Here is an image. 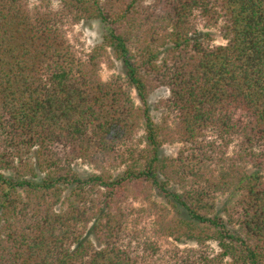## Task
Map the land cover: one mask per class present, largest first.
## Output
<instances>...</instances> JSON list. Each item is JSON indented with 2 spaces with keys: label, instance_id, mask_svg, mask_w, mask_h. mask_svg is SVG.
I'll use <instances>...</instances> for the list:
<instances>
[{
  "label": "trees",
  "instance_id": "16d2710c",
  "mask_svg": "<svg viewBox=\"0 0 264 264\" xmlns=\"http://www.w3.org/2000/svg\"><path fill=\"white\" fill-rule=\"evenodd\" d=\"M39 7L0 0V264H150L124 241L138 199L157 235L204 247L172 264H264V0ZM68 18L102 22V44L78 56ZM200 21L220 22L226 42L211 45ZM112 59L123 75L103 80ZM159 87L168 113L156 122ZM166 142L181 144L174 157ZM77 159L98 171L80 175Z\"/></svg>",
  "mask_w": 264,
  "mask_h": 264
},
{
  "label": "rangeland",
  "instance_id": "374dc122",
  "mask_svg": "<svg viewBox=\"0 0 264 264\" xmlns=\"http://www.w3.org/2000/svg\"><path fill=\"white\" fill-rule=\"evenodd\" d=\"M31 10L43 5V9H58L60 6V0H26ZM40 8V7H39ZM42 9V8H40ZM42 9V10H43ZM221 23H210L206 24L200 21L197 24V29L201 34L207 33L209 37V43L211 45L224 44L226 41L220 32ZM62 31L65 34L67 41L70 46L76 52L78 56L84 57L87 55L95 46L102 44L103 36L106 33V26L97 19L80 20L78 22L71 18L63 19ZM112 63L104 62L100 69V76L103 80L111 79L114 76H122V67L119 61L113 60ZM168 89L166 87H159L154 90L149 98L148 103L150 106V113L156 122H160L161 118L168 113V110L160 104V100L168 96ZM131 95L136 103H139L137 95L132 90ZM171 120H169L170 122ZM173 127V123L170 122ZM144 131L142 128L136 134L135 140H142L139 144L143 147L145 144L143 138ZM214 140L213 136H210ZM1 139V136H0ZM237 142L234 141L229 145L226 150L228 157L232 156L236 150ZM181 144L178 142H166L161 148V154L174 157L180 148ZM72 166L76 172L80 175H86L91 172H97L98 170L90 164H87L79 159L72 162ZM124 169V165L112 170L114 174H117ZM7 174H12L8 171ZM227 197V194L219 195L217 199L218 208L220 209L223 201ZM152 199L158 203H163L164 200L152 191ZM130 203L133 207L143 208L138 213L134 212L129 217V222L125 227L124 241L130 242L131 245L137 249L142 255H147V260L150 264H172L174 259L178 256L184 255L186 250H204V247L197 245L193 241H188L185 238L176 239L174 237L159 236L155 233V212L154 209L150 208L148 203L142 199L131 200ZM57 210L66 208L64 200L55 206ZM149 242H154L155 251L153 249H147L146 245ZM208 251L211 254H215L220 251L219 246L215 241H209L207 243ZM145 251V252H144Z\"/></svg>",
  "mask_w": 264,
  "mask_h": 264
}]
</instances>
